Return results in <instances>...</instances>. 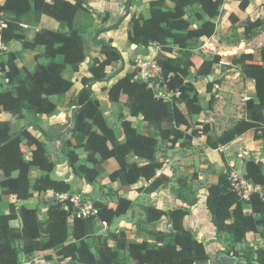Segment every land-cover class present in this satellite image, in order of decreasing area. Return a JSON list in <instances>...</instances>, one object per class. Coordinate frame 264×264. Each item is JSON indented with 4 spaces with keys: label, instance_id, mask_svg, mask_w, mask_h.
Listing matches in <instances>:
<instances>
[{
    "label": "trees",
    "instance_id": "obj_1",
    "mask_svg": "<svg viewBox=\"0 0 264 264\" xmlns=\"http://www.w3.org/2000/svg\"><path fill=\"white\" fill-rule=\"evenodd\" d=\"M242 10L249 6V0H239ZM170 2L171 5H167ZM225 0H154L150 2V16H133L128 31V43L131 46L145 48L158 47L161 52L156 61L162 69L160 83L154 87L143 82L137 69L126 73L108 89V98L115 104L121 103L133 118H142L149 124V135L140 134L127 118H123L121 127L124 140L121 141L113 127L106 120L101 102L94 97L93 87L100 83H109L107 68L123 63V54L113 40L100 39L101 35L118 29L128 16L121 17L110 29H100L94 37L96 54L89 56L85 34L93 28L94 17L86 0H6L0 6V20L6 27L0 30L5 45L12 42L21 44L20 52H3L0 57V72L8 81V89L0 92V113H8L17 119L25 118V113L34 118L53 116L60 106L74 109L75 127L70 131L76 140L67 141L69 165L77 181L89 184L97 182L104 172V164L111 159L119 167L109 175L112 183H119V190L126 192L142 179L150 182L147 193H153L167 183V178L157 172L162 163L157 160L159 140H168L176 144L179 140L200 136V130H193L191 137L187 132L193 128L190 118L200 115L204 109L191 77L192 50L203 38L212 37L216 32L214 20L219 17ZM193 11V14L191 13ZM43 16L59 23L60 30L41 29L33 41L23 33V26H38ZM232 19L238 20L234 15ZM205 18H207L205 20ZM261 21L250 23L256 27ZM197 25L194 28V25ZM42 47L33 72L20 67L18 60L22 52ZM179 49V56L171 57L173 48ZM6 60H1L2 55ZM90 59L89 77L81 80L83 88L75 91V83L65 76L69 70L79 73L82 65ZM220 61L216 57L205 61L196 70L198 77L209 79L213 64ZM241 75L255 82L257 101L248 100L244 106V117L220 137L208 136L207 146L219 150L247 132L254 130L255 140L264 150V65L256 63L252 54L233 57ZM264 63V49L262 50ZM123 71H120V74ZM193 81V82H192ZM214 82L207 85L211 92ZM162 92H181L180 98L169 101L160 97L154 88ZM57 99V101H55ZM60 100L61 104L58 103ZM185 107V112L182 110ZM76 111V112H75ZM182 127L185 129L183 130ZM44 137L47 135L35 126ZM210 126L203 125V134H209ZM63 137H59L62 139ZM23 146L32 148V155L26 159ZM77 149L86 153L87 164L80 163ZM222 157L225 161L224 155ZM261 161L250 160L246 165L245 178L253 185L264 188V170ZM36 169L47 175L32 181L31 172ZM55 169L53 158L46 145L34 136L29 127L13 131L8 121L0 123V264H25L36 253L52 251L53 256L68 261V264H127L121 252L127 251L134 264H208L210 255L203 242L197 240L191 231L184 227V220L190 214L188 208L164 211L155 207L145 210L148 223H159L167 219L172 231H159L155 242L144 240L142 243L129 242L125 231L108 232L106 235L96 232V223H105L108 227L114 221L125 216L133 207V201L119 196L114 205L104 200H96L98 215L91 218H72L71 211L65 209L68 202L54 198L48 204L45 220L40 218L38 207L29 208L24 202L31 200L34 193L52 191L61 195L70 193L72 185L51 178ZM230 168L219 174V181L207 188L206 207L212 216V222L219 236H225L233 245L244 243L248 233L260 234L264 239V193L254 192L249 200H243L230 187ZM198 178V176H196ZM203 188V187H202ZM201 188V189H202ZM195 185L187 179H181L176 191L177 199L189 207L195 206L198 193ZM5 196H15L16 202L10 203L9 211H1ZM249 208L251 213H246ZM20 221L16 228L13 222ZM115 243V247L110 245ZM229 254L244 260L246 264H264V247L246 248L242 251L231 247ZM219 264V262H217Z\"/></svg>",
    "mask_w": 264,
    "mask_h": 264
},
{
    "label": "crops",
    "instance_id": "obj_2",
    "mask_svg": "<svg viewBox=\"0 0 264 264\" xmlns=\"http://www.w3.org/2000/svg\"><path fill=\"white\" fill-rule=\"evenodd\" d=\"M5 1L6 0H0V6L4 5ZM68 1L73 2V0ZM151 1L154 0H86L87 5L90 6L88 9L91 10L95 18L94 24L95 26L97 25V28L110 29L121 17L125 16L126 12H128V16L118 29L108 31L101 35L102 40H113L114 44L122 52L124 59L123 63L113 64L107 68V72H109V70L112 71L114 69V66H121L122 71H124L117 74V76L109 82V87L121 79L126 73L130 72L128 66L131 58L133 60L155 58L161 52L158 47L145 48L143 46H131L128 43V31L132 17H149ZM167 5H171V3L167 2ZM100 14H103L106 19L99 21ZM231 15H234L238 20L232 19L230 17ZM103 18L104 17H101L100 19ZM206 19L207 18H205V20ZM258 20L261 22L256 27H248L250 23ZM1 21L4 22L3 20ZM214 22L216 24L215 34L210 38H201L198 44L190 50L192 53V61L195 65V67L191 69L194 79L193 84L200 97V105L203 107L204 111L200 115H195L190 118L193 128L188 130L187 135L191 137V133L194 129L200 130L201 134L192 139H181L176 144L168 140H159V144L165 145L161 151H159V149L157 151V160L162 163V167L158 170L157 175L167 178L168 180L165 186L153 193H147L144 190L149 187L150 182L142 179L138 184L133 185L127 193H124L125 195H122V193L119 192L121 191L119 190V183H112L109 179V175L119 167L117 161L114 159L108 160L104 164L105 172L97 178L96 183L89 184L85 181L76 180L73 170L68 163L66 152L68 140H71L72 144H76L74 141L75 139H73L70 134L74 124V109L72 108L60 106L57 113L50 117L37 116V118H34L25 113V118L23 119H17L8 113H0V123L5 121L10 122L13 131H19L24 127H29L30 132L45 143L47 152L55 163V169L50 176L54 180L64 181L72 185V190L70 193H67L68 195H75L73 193L74 189L79 190L78 193L87 197L90 196V194H97L96 192L102 190L106 192L114 190V193L117 194L116 201L119 196H124L132 200L133 207L131 210L125 216L115 220L116 222L120 221V223L124 224L123 230L132 234L134 231L138 232L139 230H143L142 227L153 225L157 227L158 232L168 231L167 227L169 222L167 219L153 224L146 221V208L155 207L164 211L177 209L180 202L177 198L173 197L174 195L172 196V189L169 186H175L181 179H187L189 184L194 185L196 181L197 184L195 185V189L197 187L198 189L203 187L200 191L203 193L204 199L192 207L181 202L183 208L186 207L190 210V214L184 220V227L188 231H191L197 240L204 243L210 257L213 256V252L209 250L210 248H216L215 250L222 249L217 252L216 256L218 260L220 253L230 255V250H225L228 246H234V248L239 251L246 248H253L256 250L259 247H264V239L261 238L260 234L252 232L247 234L244 243L238 245H233L225 236H219L212 222V216L206 207L208 195L207 188L218 183L219 174L222 172L225 173L227 167L230 168V172L238 171L245 176L248 161L253 159L255 161H261L264 165V150L261 144L255 140L254 130L247 132L226 146H221L219 150H213L207 146L208 136L218 138L226 130L232 128L237 122L243 119L246 101L250 99L257 101L254 80L243 78L240 67L233 63L232 58L239 57L242 54H252L256 63L264 65L262 62V50L264 49V0H249V6L246 10L241 9L239 0H225L220 15ZM196 26L195 24L194 28ZM23 27V33L29 41H33L37 32L41 29L60 30L59 23L48 16H43L38 26L33 27L24 25ZM5 46L6 51L4 52L17 53L21 51V44L19 42H12ZM42 51V47H37L33 51L22 52L18 60L20 67L33 72L39 54ZM163 53L171 57H176L179 56V49L174 47L172 54ZM94 56L99 57L101 60L105 59L103 56L96 53H94ZM216 57L220 58V61L213 64L212 76H210L212 80H210V77L209 79L204 77L199 78L196 70L201 67L205 61H212ZM6 59L7 56L3 54L1 60ZM89 63L90 59L84 63V66L86 67ZM131 68L133 67L131 66ZM88 69L87 67L86 69L82 67L79 73L74 74L68 70L65 76L72 81V77L70 78L71 74L75 76L74 78H78L76 77L78 75H81V79L89 77ZM195 76H197V80H195ZM209 81L215 83L211 92H207ZM97 85L102 88L106 87V83L96 84L93 87L94 92ZM82 88L83 85L79 86V84L75 83L76 92H79ZM6 89H8V81L0 72V92ZM108 89L105 90L104 93H108ZM95 94L94 97L100 101V98ZM55 101H57V99H55ZM237 105H241V111H238ZM182 110L185 112V107H182ZM125 114H127V111ZM30 117L35 119L33 122L31 121L32 123L27 122V118ZM70 119H72V122ZM127 119L133 123V126L140 134H150L151 128L142 118H133L129 115ZM204 124L210 126L209 134H203L201 132ZM16 126H19V128L17 129ZM35 126H39L50 140H47L39 131L35 130ZM182 129L184 130L185 128L182 127ZM120 133L123 134L121 128ZM116 134L118 133L116 132ZM61 136L63 138L59 139ZM120 140L123 141L124 137H121ZM23 150L28 154L26 159L29 160L32 155V148L23 146ZM222 154L224 155L225 161ZM80 163L87 164L86 153L80 156ZM1 175L2 173L0 172V176ZM46 175V172L36 169L31 172L33 182ZM196 176H198V178H196ZM179 178L181 179L177 180ZM258 188L259 191H261V187ZM54 198H58V196L52 191L43 193L35 192L34 197L24 202V205L29 208H40L42 203V205L46 206L47 211L48 205L46 201L53 200ZM105 198L107 200L106 194L101 192L98 199L104 200ZM16 201L15 196H5L1 204V211L7 213L9 211L8 205ZM199 206H201V208H198ZM137 208L141 209L140 213L136 211ZM200 209H203V211H200ZM246 213H251V210L247 208ZM141 214H143L145 225L147 226H142L136 223V221L133 222L134 218L141 217ZM201 215H203V218H201ZM12 225L19 228L20 221H15ZM99 225L104 229L108 228L107 225L97 222L96 232H98ZM143 241L144 240L141 239L137 242L142 243ZM148 241L153 242L151 240ZM40 254H48L47 256H49L52 254V251L36 253L35 256ZM48 262L50 263L51 261ZM236 264H246V262L239 258Z\"/></svg>",
    "mask_w": 264,
    "mask_h": 264
},
{
    "label": "rangeland",
    "instance_id": "obj_3",
    "mask_svg": "<svg viewBox=\"0 0 264 264\" xmlns=\"http://www.w3.org/2000/svg\"><path fill=\"white\" fill-rule=\"evenodd\" d=\"M86 6L87 7H90L89 5H87V3H86ZM193 11L194 10H191V13L192 14H193ZM90 12H91V10H90ZM104 15H106V14H104ZM101 17H104V18L103 19H100ZM104 19H106L105 16H103V14H100L99 15V21L100 20L102 21ZM94 21H95V18H94ZM0 22H2V21L0 20ZM4 25H5V23H4ZM5 27H6V25H5ZM100 29H103V28H101V27L100 28H97V25L95 26V24H93V28L91 30H89V32H87L85 34L86 48H87V51H88L89 56L94 55V53L96 52V45H95L94 37L96 36L97 31L100 30ZM100 39H101V37H100ZM137 60H139V59H134V60L132 58L130 59L129 66H128L129 71H132V69H136V67H137L136 66L137 65ZM89 66H90V64H88L86 67L89 68ZM131 66L133 68H131ZM82 67L84 69H86V67L84 66V64L82 65ZM34 70H35V68L33 69V71ZM120 71H122L121 66H114V69L112 71L109 70V72H108L109 78H111V80H113V78H115V76H117V74ZM71 77H72L74 83H77V84H79V86H82L81 85L82 83L80 82L82 80L81 79V75L76 76L78 78H74L75 76H73L71 74L70 75V78ZM192 77H193V74H191V77H190L191 80H192ZM156 82L157 83H160L159 79L156 80ZM108 88H109V83H106V87H104V88H102V87H100V86L97 85V88L95 89L94 94L96 93L95 95L100 98L101 109H102L103 114H104L106 120L108 121L109 125L115 129V132L118 133L117 136L119 137V139H121V137H124V135L120 133V128L122 129L121 122H122V119L123 118L129 117V113H128L126 107L124 106V98H123V101H121V103H119V104H115V103H113V102H111L109 100L108 93H104L105 90H107ZM160 92H161V88L157 87L156 88V93H160ZM58 103L61 104L60 100L58 101ZM240 107H241V105H237L238 111H241ZM126 111H127V114H125ZM34 120L35 119L32 118V117L27 118V122H29V123H32ZM70 120L72 122V119H70ZM16 127H17V129L19 128V126H16ZM72 138H73V136H72ZM74 141L76 143V140H74ZM164 145L165 144H163V145L162 144H159V148H158L159 151L162 150V148H163ZM76 151L79 153L80 156L84 154L83 151H82V149H77ZM68 163H69V161H68ZM180 179L181 178H179L177 180H180ZM178 184L179 183L177 182V184L175 186L174 185L173 186H169L172 189L171 194H172V196L174 195L173 197H175V198H177L176 191L178 190ZM196 184H197V182L195 181V185ZM191 185H194V184H191ZM261 191L264 193V188H261ZM78 192H79V190H76V189L73 190V193L75 195L76 194H81V193H78ZM101 192H103V193L106 194V196H107V202L108 203H110L112 205L116 203V196H117V194L114 193V190H112V191L110 190L109 192H106V191L102 190V191L96 192L97 194H90V196H88V197L85 196V195H83V198H89V199H91L95 203L96 200H98V197L101 195ZM119 192L122 193V195H125L124 193H127L125 190L124 191L121 190ZM203 199H204L203 198V193L201 191H199V193H198V200L199 201H203ZM179 204L180 205L178 206V208H183L181 206V202ZM201 206H204V205H201ZM201 206H199L198 208H201ZM39 209H40V213H39L40 214V218L42 220H45L46 219V216H47L46 206L42 205V203H41V206H40ZM136 211H138V213H140L141 209L140 208L139 209L137 208ZM200 211H203V209H200ZM201 216H202L201 218H203V215H201ZM134 221H136V223L141 224L142 226H147V225H145V220H144L143 214H141V217L134 218L133 222ZM123 227H124V224L120 223V221H117V222L115 221L113 223L112 227H108V228H105V229L99 225L98 226V230H97L98 232L97 233L100 232V233L106 235L109 231L110 232H123V231H125V230H123ZM142 229L143 230H139L138 232H135L134 231L133 234L132 233H129L128 231H125L127 233V236H128V241L129 242H137V241L143 239V240H151V241L155 242V238H156L157 233H158L157 227L155 225H153V226H149V227H142ZM110 245L113 246V247H115V243L112 242V241H110ZM215 249L216 248H210L209 249L211 252H213L212 253L213 256L210 257V261H209L208 264H217V262H218L216 255H217V252L220 251V250H222V249H220V250H215ZM230 249H231V247L228 246L227 249H225V250L228 251ZM47 255L48 254H42V255L40 254L38 256H35V257L31 258L30 260H27L25 257L21 256V260L24 261L25 264H68V261L61 260V259H59L56 256H53L52 259H48L47 258ZM121 256H122L123 259L126 260L127 264H134V262H132L131 259L129 258L127 251L121 252ZM48 261H51V262L49 263Z\"/></svg>",
    "mask_w": 264,
    "mask_h": 264
},
{
    "label": "built area",
    "instance_id": "obj_4",
    "mask_svg": "<svg viewBox=\"0 0 264 264\" xmlns=\"http://www.w3.org/2000/svg\"><path fill=\"white\" fill-rule=\"evenodd\" d=\"M3 22H0V30L4 28ZM6 51V46L1 40L0 36V56ZM136 69L138 71L139 78L149 84L150 87H154L156 80L161 79L162 69L158 65L155 58L139 59L137 60ZM157 88V87H156ZM156 88H154L156 90ZM160 97L173 101L175 98H180L181 92H160L157 93ZM229 182L231 189L236 192L241 199L249 200L250 195L254 192H261L259 188L253 185L244 175L238 171H232L229 173ZM58 199L62 202H70L65 205V209L71 211V217L74 218H91L98 215L99 209L95 206V203L89 198H83L82 194L58 195ZM105 224V223H103ZM106 225V224H105Z\"/></svg>",
    "mask_w": 264,
    "mask_h": 264
},
{
    "label": "water",
    "instance_id": "obj_5",
    "mask_svg": "<svg viewBox=\"0 0 264 264\" xmlns=\"http://www.w3.org/2000/svg\"><path fill=\"white\" fill-rule=\"evenodd\" d=\"M195 80H197V76H195ZM210 80H212V77H210ZM143 117L144 116L142 114L139 116V118H143ZM75 125H76V120H74L73 128L75 127ZM196 189H198V187ZM51 202H52V200L46 201V204L48 205ZM167 229L169 231H172V226L169 224ZM238 260H239L238 257L231 256V255H228L226 253H220L219 257H218L219 264H236L238 262Z\"/></svg>",
    "mask_w": 264,
    "mask_h": 264
}]
</instances>
